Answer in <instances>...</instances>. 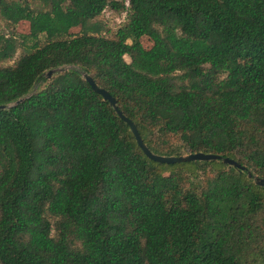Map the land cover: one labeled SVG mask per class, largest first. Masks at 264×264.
I'll use <instances>...</instances> for the list:
<instances>
[{"label":"trees","instance_id":"1","mask_svg":"<svg viewBox=\"0 0 264 264\" xmlns=\"http://www.w3.org/2000/svg\"><path fill=\"white\" fill-rule=\"evenodd\" d=\"M127 1L0 0V264H264V0Z\"/></svg>","mask_w":264,"mask_h":264},{"label":"water","instance_id":"2","mask_svg":"<svg viewBox=\"0 0 264 264\" xmlns=\"http://www.w3.org/2000/svg\"><path fill=\"white\" fill-rule=\"evenodd\" d=\"M66 69L59 68L55 70H51L47 72L46 78L50 79L52 75L55 73H61L64 72ZM83 79L89 84L91 89L101 97L105 101H108L111 107L116 111L117 115L130 127L131 132L133 133L136 142L139 146V148L142 150V152L148 157L150 160L157 162L159 164H168L173 165L177 163H186V162H210V161H221L224 164L234 167L235 169H238L240 171H246V168L243 167L241 164H239L237 161L230 159L228 157L223 158L219 155L214 154H204V153H196V154H190L185 156H163L153 153L147 145L144 143L135 123L131 121L129 118H127L119 109L117 106V101L111 96V94L104 88L100 87L94 79L88 75L87 73H82ZM26 98L20 99L15 103V106L21 104L24 102ZM6 106H0V110H5ZM248 177L251 179H254V182L257 186L264 188V178H261L257 175H253L252 172H248Z\"/></svg>","mask_w":264,"mask_h":264},{"label":"rangeland","instance_id":"3","mask_svg":"<svg viewBox=\"0 0 264 264\" xmlns=\"http://www.w3.org/2000/svg\"><path fill=\"white\" fill-rule=\"evenodd\" d=\"M120 1H126V6H128V1L127 0H120ZM101 21L104 22V24H106L107 28L110 29L112 32H116L118 30V28H120L125 22H126V13L125 12H114L111 11L110 9H107L103 15L100 18ZM2 31H8L7 28L4 26L3 23L0 22V32ZM19 33L21 34H27L29 33V23L28 22H22L17 30ZM79 29H74L73 32H78ZM141 42L143 44V46L146 49L151 48L152 46V41L145 37L141 39ZM29 46H31V44H29ZM31 49V47H28L26 51H24V53L22 51H19V54H17V56L14 58L13 61L6 63L5 66H11L14 64V62L17 61V59L29 52V50ZM127 62H130V58L126 57L125 58ZM242 63H245L244 61Z\"/></svg>","mask_w":264,"mask_h":264}]
</instances>
